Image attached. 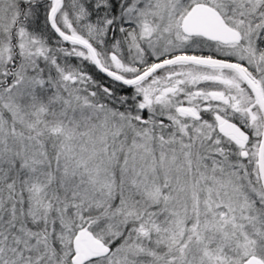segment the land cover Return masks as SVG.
Segmentation results:
<instances>
[{
    "label": "snow or ice",
    "instance_id": "6c2138e0",
    "mask_svg": "<svg viewBox=\"0 0 264 264\" xmlns=\"http://www.w3.org/2000/svg\"><path fill=\"white\" fill-rule=\"evenodd\" d=\"M0 264H264V0H0Z\"/></svg>",
    "mask_w": 264,
    "mask_h": 264
}]
</instances>
